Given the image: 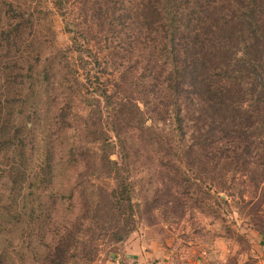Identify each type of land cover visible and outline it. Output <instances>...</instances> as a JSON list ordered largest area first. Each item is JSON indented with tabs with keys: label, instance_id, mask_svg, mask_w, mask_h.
<instances>
[{
	"label": "trees",
	"instance_id": "1",
	"mask_svg": "<svg viewBox=\"0 0 264 264\" xmlns=\"http://www.w3.org/2000/svg\"><path fill=\"white\" fill-rule=\"evenodd\" d=\"M63 1L59 6L68 14L70 0ZM8 6L13 20L0 27V52L6 50L0 54V158L5 160H0V180L7 178L13 202L18 197L23 202L17 210L25 212L6 206L0 218L6 217L17 232L21 224L25 229L24 223L37 230L38 223L31 224L43 215L45 235L26 236L38 264H71L78 256L93 262L102 238L119 243L130 236L133 229L121 206H133V184L118 176L139 152L132 144L136 137L164 135L163 128L147 120L165 124L174 119L183 136L190 130L186 153L202 151L205 159L197 161L208 173L220 164L259 180L264 166V0H84L80 18L97 28L75 29L67 52L55 54L46 53L44 42L36 38L32 15ZM81 69L85 82L78 75ZM110 69L119 72L111 83L106 79ZM128 73H136L135 82H127ZM84 89L92 95L91 101L84 98L86 105L107 111L108 119L71 124L70 115L79 107L75 99L85 97ZM43 95L49 100L44 116L35 106ZM41 118L47 129L44 143L36 133ZM108 126L123 165L112 158L116 143ZM70 129L76 130L73 143ZM96 141L101 142L100 153L86 147ZM38 154L44 160L36 171ZM158 162L167 166L164 158ZM98 163L112 168L118 178V187L107 195L114 202L94 204L86 191L74 200L76 187H84L81 172L73 175L76 187L69 190L66 212L59 209L62 191H50L45 199L34 191L36 186L49 188L59 169L76 171ZM184 194L193 195L186 188ZM219 200L228 204L222 196ZM5 261L0 256V264Z\"/></svg>",
	"mask_w": 264,
	"mask_h": 264
},
{
	"label": "rangeland",
	"instance_id": "2",
	"mask_svg": "<svg viewBox=\"0 0 264 264\" xmlns=\"http://www.w3.org/2000/svg\"><path fill=\"white\" fill-rule=\"evenodd\" d=\"M8 3L15 5L18 11L23 9L27 12L26 16L32 15L36 38L39 42H44L46 53L55 54L59 49L67 52L75 35L72 31L75 29L83 31L89 27L97 28L95 25L83 24V19L80 18L84 0H70L68 14L63 9V4L59 6L60 0H0L2 11L0 27H6L13 20L8 17L10 13ZM134 4L135 1L132 6ZM1 53L5 54L6 50ZM17 56L19 57L20 53H17ZM70 56L77 59L78 53L71 52ZM32 57L34 55H31ZM18 60L22 62V58ZM135 61L136 59L133 60ZM123 68L120 67V70ZM112 71L113 69H110L109 74L106 73L109 83L119 73L114 71L112 74ZM78 75L82 82L86 81L83 69L79 70ZM126 78L128 83L135 82L136 73H128ZM87 91L84 89L85 94ZM84 96L75 99L79 107L70 115L72 125L79 126L82 120L98 121L100 117L103 121L108 119L107 111H98L93 105H86L88 102H85L84 98L91 101V98H88L92 96L91 94L87 93ZM36 101L35 106L38 105L40 114L44 116V110L49 104L48 98L43 95ZM33 111L37 112V108L35 107ZM37 116L35 113L34 119ZM108 123H111V120ZM147 124L163 128L164 135L152 137L154 140L146 136L136 137L132 143L135 148H132L139 152L131 158L130 168L120 169L118 176L120 180H130L133 184V206L129 204L127 205L131 208L121 206L123 217H126L133 231L127 239L119 243L108 242L102 238L98 242L100 251L96 254L95 261L90 262L85 257L78 256L71 264H264V166L257 176L259 180L255 181L247 173L246 177H243L240 171L235 174L231 168L222 167L220 164L210 174L203 170L197 161L198 158L205 159L202 151L191 155L186 153L185 146L192 141L190 130L185 136L179 135L174 119H169L165 124L147 120ZM103 127L102 122L101 129ZM38 128L36 131L38 139L44 143L47 129L45 120L42 123V118ZM107 133L115 145V134L110 128ZM67 134L69 142L73 143L76 139V130L70 129ZM100 143L96 141L86 144V147H90V151L100 153L102 150ZM111 152L118 165H123L122 153L117 143ZM145 156L149 157V160H146ZM163 158L167 166L162 167L158 159ZM0 160L5 161L1 158ZM43 160L44 155L38 154L34 162L36 171L42 168ZM97 165L99 166L81 167L76 171L70 168L59 169L49 188L36 186L34 191L41 194L42 199H45V195L50 191L56 194L62 191L64 198L59 203V209L60 213L66 212L70 207L69 190L73 192V188L76 187L73 175L81 172L85 175L84 187L82 189L76 187L74 200H77L82 191L89 193V201H94V204L105 199L112 200L107 195L118 187V178L109 166L99 163ZM185 188L193 195H183ZM220 196L227 199L228 204L220 201ZM14 198L15 193L12 192L7 178L1 179L0 209L11 206L13 207L11 210L16 209L22 214L25 210L17 209L22 208L23 202L18 197L15 204ZM79 209L80 207L74 209V214H78ZM114 213L117 214L118 210H114ZM42 219L43 215L34 225L31 224V227H34L38 223L37 230L30 227L28 229L24 223L25 229L21 224L22 231L18 228L17 232H13L11 231L13 226L7 223L8 219L0 218V256L6 260L5 264L39 263L33 258L34 251L27 248L29 243L26 236L29 232H35L37 237L45 235L44 231L48 228ZM38 244L39 242L32 247H37ZM23 255H26V258L23 259Z\"/></svg>",
	"mask_w": 264,
	"mask_h": 264
}]
</instances>
